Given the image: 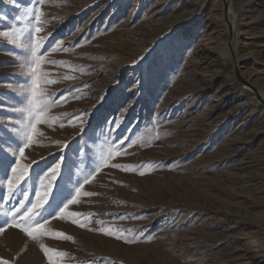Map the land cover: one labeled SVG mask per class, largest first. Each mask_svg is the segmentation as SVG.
<instances>
[{"label": "rangeland", "instance_id": "374dc122", "mask_svg": "<svg viewBox=\"0 0 264 264\" xmlns=\"http://www.w3.org/2000/svg\"><path fill=\"white\" fill-rule=\"evenodd\" d=\"M229 1L0 0V264H264V107L225 21L264 91V0ZM45 192L43 234L11 227Z\"/></svg>", "mask_w": 264, "mask_h": 264}, {"label": "snow or ice", "instance_id": "6c2138e0", "mask_svg": "<svg viewBox=\"0 0 264 264\" xmlns=\"http://www.w3.org/2000/svg\"><path fill=\"white\" fill-rule=\"evenodd\" d=\"M35 19L38 22L39 16L38 15L35 16ZM35 31L38 33L41 31V28L38 26L35 28ZM23 35H24L23 32L18 34L16 41H13V42L15 43V42L21 41L23 39ZM29 36H30V34H29ZM23 43L30 45V40H24ZM39 47H40V42L36 41L35 47L31 48V55H32L33 60H34V66L31 67V71L33 74H35L37 72V70L39 69V67L42 63L40 55L37 52V49H39ZM39 89H40V78L38 76H36V78L33 80V87L31 89L32 99L30 100V106L26 110L28 113V117H27L28 123L26 125V128L28 129L27 136H26V143H24L23 146H19V145L17 146L20 157L24 156L25 149L32 144L33 137L35 135H37V131H36L37 126L45 122L44 118H43V112L45 109L43 107H41L40 103L36 99L37 95L39 94ZM121 150L122 149L117 148L115 150L116 154L119 155ZM14 163H17V167L12 168L11 170L15 174L19 169V164L17 161H14ZM103 163L107 166L106 160ZM112 166L121 168V170H125V171L132 170L129 168H125L121 165H112ZM60 167H61V165L57 164L56 167L52 169L53 175L56 174V172L60 169ZM24 171H26V169H24ZM96 171H98V169H96ZM140 174L144 175L143 172H140ZM20 175H21V177L23 176V171L21 172ZM88 182L89 181L86 178L84 183H88ZM8 184H9V189L11 190L12 181L9 180ZM80 195H81V192L79 189H77L76 194H75V198L69 200L67 204H64L63 208L59 209L58 215L61 219L64 217L65 209H67L68 204L77 203V199L79 198ZM88 195H90V193H88ZM46 198H47V192H45L42 195L38 194L37 203L33 204L31 209H27L25 213H21V221L20 222L14 223L10 226L20 228V230L22 232H25L28 236L32 237L33 239H35L36 234H38V233L43 234L42 233L43 223H41L39 220H36L35 217L38 214L36 210L38 208H42L44 206V204L47 203ZM50 215L55 216V215H57V213L53 212ZM73 215H75V214H73ZM3 231H4L3 227H0V233H2ZM56 235L59 237V236H62L63 234L57 233ZM43 250L45 252V255H48V249L43 248Z\"/></svg>", "mask_w": 264, "mask_h": 264}, {"label": "bare ground", "instance_id": "6f19581e", "mask_svg": "<svg viewBox=\"0 0 264 264\" xmlns=\"http://www.w3.org/2000/svg\"><path fill=\"white\" fill-rule=\"evenodd\" d=\"M224 2H226V4L228 5V3L230 2L229 0H224ZM247 3V1L245 2ZM245 5V4H244ZM246 7V5H245ZM230 11V7H228L227 9V13ZM229 26L231 27L232 29V35L231 37L229 38V41L227 42L228 45L230 46L232 52H231V62L236 66L238 67V61H237V57H236V54H235V45H234V37L237 35V33L235 32L236 31V28H235V22L233 20H227ZM227 24V23H226ZM232 38V39H231ZM228 60V59H227ZM241 77L243 79H246L245 78V75L244 73L241 71ZM246 82H248L246 80ZM249 85H251L249 82H248ZM255 88V87H254ZM255 91L257 92V95L260 97V100H261V103L264 104V91L262 90V88L260 87H256L255 88Z\"/></svg>", "mask_w": 264, "mask_h": 264}, {"label": "water", "instance_id": "95a60500", "mask_svg": "<svg viewBox=\"0 0 264 264\" xmlns=\"http://www.w3.org/2000/svg\"><path fill=\"white\" fill-rule=\"evenodd\" d=\"M227 9H228V5L226 4V2H224V12L226 13V11H227ZM225 21L227 22V17H226V15H225ZM227 24H228V22H227ZM228 29L231 31V33L229 34L230 35V37H231V35H232V30H231V27L229 26V24H228ZM234 68H235V78H236V80L241 84V85H244V86H247L248 88H250L251 89V91H253L254 93H255V96H256V98H257V100H258V102L264 107V104H262L261 103V100H260V97L257 95V92L255 91V88H253V87H251L242 77H241V75L239 74V71H238V69H237V67L234 65Z\"/></svg>", "mask_w": 264, "mask_h": 264}]
</instances>
